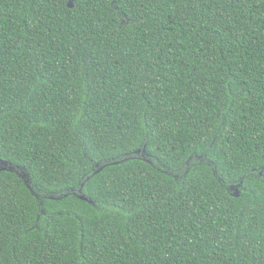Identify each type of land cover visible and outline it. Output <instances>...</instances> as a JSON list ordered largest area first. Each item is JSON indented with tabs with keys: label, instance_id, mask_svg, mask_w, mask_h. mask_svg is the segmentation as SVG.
I'll return each mask as SVG.
<instances>
[{
	"label": "trees",
	"instance_id": "trees-1",
	"mask_svg": "<svg viewBox=\"0 0 264 264\" xmlns=\"http://www.w3.org/2000/svg\"><path fill=\"white\" fill-rule=\"evenodd\" d=\"M0 160V264H264V0H0Z\"/></svg>",
	"mask_w": 264,
	"mask_h": 264
},
{
	"label": "water",
	"instance_id": "water-1",
	"mask_svg": "<svg viewBox=\"0 0 264 264\" xmlns=\"http://www.w3.org/2000/svg\"><path fill=\"white\" fill-rule=\"evenodd\" d=\"M69 6H73L71 2H69ZM7 168L10 169V170H12L11 167H7L6 166V163L4 161L0 160V170L7 169Z\"/></svg>",
	"mask_w": 264,
	"mask_h": 264
}]
</instances>
